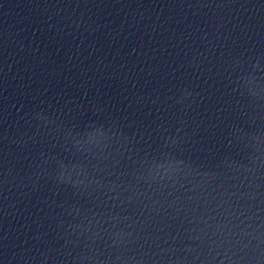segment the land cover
<instances>
[{
  "label": "water",
  "instance_id": "obj_1",
  "mask_svg": "<svg viewBox=\"0 0 264 264\" xmlns=\"http://www.w3.org/2000/svg\"><path fill=\"white\" fill-rule=\"evenodd\" d=\"M0 264H264V0H0Z\"/></svg>",
  "mask_w": 264,
  "mask_h": 264
}]
</instances>
